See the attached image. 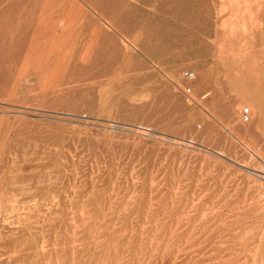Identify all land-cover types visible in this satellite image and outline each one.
I'll return each mask as SVG.
<instances>
[{"label": "rangeland", "instance_id": "1", "mask_svg": "<svg viewBox=\"0 0 264 264\" xmlns=\"http://www.w3.org/2000/svg\"><path fill=\"white\" fill-rule=\"evenodd\" d=\"M0 264H264V0H0Z\"/></svg>", "mask_w": 264, "mask_h": 264}, {"label": "built area", "instance_id": "2", "mask_svg": "<svg viewBox=\"0 0 264 264\" xmlns=\"http://www.w3.org/2000/svg\"><path fill=\"white\" fill-rule=\"evenodd\" d=\"M186 76L188 78H192L193 77V73L192 72H187ZM241 120L243 122H247L250 120V110L247 107H244L243 110L241 111Z\"/></svg>", "mask_w": 264, "mask_h": 264}, {"label": "bare ground", "instance_id": "3", "mask_svg": "<svg viewBox=\"0 0 264 264\" xmlns=\"http://www.w3.org/2000/svg\"><path fill=\"white\" fill-rule=\"evenodd\" d=\"M248 109H249V108H248ZM242 110H243V109H242ZM242 110H241V111H242ZM249 110H250V109H249ZM250 119H251V112H250ZM249 121H250V120H249ZM247 122H248V121H247Z\"/></svg>", "mask_w": 264, "mask_h": 264}]
</instances>
